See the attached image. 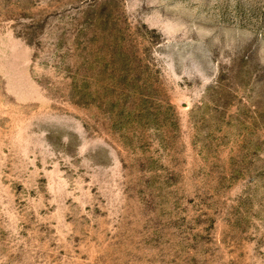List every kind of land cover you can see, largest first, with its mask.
Returning a JSON list of instances; mask_svg holds the SVG:
<instances>
[{
	"label": "rangeland",
	"instance_id": "1",
	"mask_svg": "<svg viewBox=\"0 0 264 264\" xmlns=\"http://www.w3.org/2000/svg\"><path fill=\"white\" fill-rule=\"evenodd\" d=\"M0 264H264V0H0Z\"/></svg>",
	"mask_w": 264,
	"mask_h": 264
}]
</instances>
